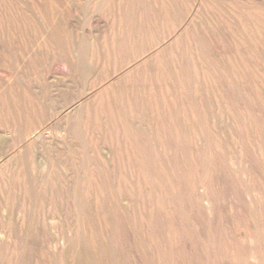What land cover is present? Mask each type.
I'll return each instance as SVG.
<instances>
[{
  "label": "rangeland",
  "instance_id": "374dc122",
  "mask_svg": "<svg viewBox=\"0 0 264 264\" xmlns=\"http://www.w3.org/2000/svg\"><path fill=\"white\" fill-rule=\"evenodd\" d=\"M0 264H264V0H0Z\"/></svg>",
  "mask_w": 264,
  "mask_h": 264
},
{
  "label": "bare ground",
  "instance_id": "6f19581e",
  "mask_svg": "<svg viewBox=\"0 0 264 264\" xmlns=\"http://www.w3.org/2000/svg\"><path fill=\"white\" fill-rule=\"evenodd\" d=\"M181 39V38H180ZM177 40H179V37L176 39V41H173L172 43L175 44V42H177ZM191 41V40H189ZM163 46H167L166 44H164ZM148 59V58H147Z\"/></svg>",
  "mask_w": 264,
  "mask_h": 264
}]
</instances>
